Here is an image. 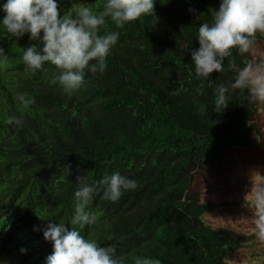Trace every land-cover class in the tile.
I'll return each instance as SVG.
<instances>
[{"label": "trees", "instance_id": "obj_1", "mask_svg": "<svg viewBox=\"0 0 264 264\" xmlns=\"http://www.w3.org/2000/svg\"><path fill=\"white\" fill-rule=\"evenodd\" d=\"M84 1L103 10L105 0ZM76 2L58 0V6L72 12ZM219 2L157 0L155 17L119 29L106 18L98 34L120 33L107 68L85 70L84 84L72 95L53 83L54 66L33 75L22 63V49L39 41L0 33V264H46L52 244L33 226L53 219L70 228L80 176L94 186L89 207L98 216L82 234L100 247L115 244L125 264L134 257L230 264L228 256L255 238L205 223L204 214L219 205L202 202L194 185L207 164L248 147L259 133L261 103L246 93L236 90L227 108L213 109L215 86L235 76L227 60L226 70L207 80L194 71L198 26L211 20ZM247 59L236 56L241 67ZM21 93L34 99L29 109L18 101ZM10 116L21 123H5ZM113 172L138 182L116 202L103 198L97 183Z\"/></svg>", "mask_w": 264, "mask_h": 264}, {"label": "clouds", "instance_id": "obj_2", "mask_svg": "<svg viewBox=\"0 0 264 264\" xmlns=\"http://www.w3.org/2000/svg\"><path fill=\"white\" fill-rule=\"evenodd\" d=\"M156 2L105 0L103 10L96 12L88 1L77 0L73 11L65 12L58 6V0H0V12L4 13L0 17V33L6 31L17 39L28 34L30 40L39 41L41 46L34 43L22 49V63L33 75L47 70L46 65L54 66L59 74L53 83H59L65 94L72 95L84 84L85 70L103 73L107 68L106 59L120 33L98 34L100 27L106 25V18L119 29L144 16L155 17ZM258 34H264V0H220L219 8L211 11V20L199 24L196 34L199 47L191 51L196 76L207 80L214 71L224 72L226 60L227 69L235 73L227 85L221 83L214 88L213 109L217 113L228 107L236 90L246 93L253 102L264 103V51L257 52ZM237 55L248 57L242 67L237 64ZM4 56L0 49V61ZM17 99L24 109L35 103L23 93ZM5 123L20 124L21 120L10 116ZM66 171L71 174L68 166ZM77 182L81 186L74 193L70 228L53 219H48L43 228L33 226L34 231L42 232L44 240L52 244L48 247L52 251L46 250L50 253L46 264H125L124 258L117 255L115 244L100 247L97 241L82 234L86 226L97 222L98 216L89 207L94 186L87 184L82 176L77 177ZM97 183L102 186L103 198L112 202L118 201L124 191L138 187L137 180L119 172L105 175ZM246 196L254 209L253 233L264 241V183L253 184ZM133 264L162 262L158 258L134 257Z\"/></svg>", "mask_w": 264, "mask_h": 264}, {"label": "rangeland", "instance_id": "obj_3", "mask_svg": "<svg viewBox=\"0 0 264 264\" xmlns=\"http://www.w3.org/2000/svg\"><path fill=\"white\" fill-rule=\"evenodd\" d=\"M261 51H264V41L257 42V52ZM258 115L259 133L252 134L248 147L231 149L225 159L207 164L203 172L195 176L194 185L201 193V201L219 205L204 214L207 224L241 233L253 232L254 209L246 195L253 184L264 183L261 167L264 159V103H261ZM263 242L255 237L231 253L228 261L230 264L264 263Z\"/></svg>", "mask_w": 264, "mask_h": 264}, {"label": "crops", "instance_id": "obj_4", "mask_svg": "<svg viewBox=\"0 0 264 264\" xmlns=\"http://www.w3.org/2000/svg\"><path fill=\"white\" fill-rule=\"evenodd\" d=\"M262 164H263V165H261V167H263V169H262V170H263V171H262V175L264 176V159H263V161H262ZM263 180H264V177H263ZM263 243H264V242H263Z\"/></svg>", "mask_w": 264, "mask_h": 264}]
</instances>
